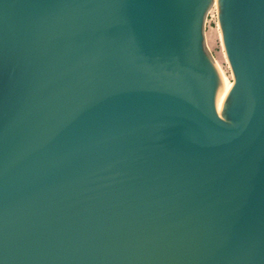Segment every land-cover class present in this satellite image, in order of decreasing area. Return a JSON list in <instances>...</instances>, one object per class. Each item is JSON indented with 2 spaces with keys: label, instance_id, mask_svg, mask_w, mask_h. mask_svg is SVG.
Listing matches in <instances>:
<instances>
[{
  "label": "water",
  "instance_id": "water-1",
  "mask_svg": "<svg viewBox=\"0 0 264 264\" xmlns=\"http://www.w3.org/2000/svg\"><path fill=\"white\" fill-rule=\"evenodd\" d=\"M0 0V264H264V0Z\"/></svg>",
  "mask_w": 264,
  "mask_h": 264
},
{
  "label": "rangeland",
  "instance_id": "rangeland-1",
  "mask_svg": "<svg viewBox=\"0 0 264 264\" xmlns=\"http://www.w3.org/2000/svg\"><path fill=\"white\" fill-rule=\"evenodd\" d=\"M218 6L214 3L210 7L205 22V43L214 61L219 62L229 79L234 81L231 66L225 52L222 30L218 21Z\"/></svg>",
  "mask_w": 264,
  "mask_h": 264
},
{
  "label": "bare ground",
  "instance_id": "bare-ground-1",
  "mask_svg": "<svg viewBox=\"0 0 264 264\" xmlns=\"http://www.w3.org/2000/svg\"><path fill=\"white\" fill-rule=\"evenodd\" d=\"M214 3H217V0H214L213 1V4ZM212 4V5H213ZM212 7V6H211ZM218 10V9H217ZM219 21V20H218ZM221 27V26H220ZM223 37V36H222ZM224 44V42H223ZM225 48V46H224ZM226 52V50H225ZM227 55V54H226ZM228 58V57H227ZM229 62V60H228ZM216 64V67L217 69L219 70L220 72V75H221V78H222V81H223V87L222 89L220 90V93H219V97H218V112L221 113V109H222V106L224 105V102L228 96V93L233 85V81L231 79L228 78V76L226 75V72L225 70L223 69V67L221 66V64L219 62H215ZM230 65V64H229ZM233 73V72H232ZM234 75V74H233Z\"/></svg>",
  "mask_w": 264,
  "mask_h": 264
}]
</instances>
